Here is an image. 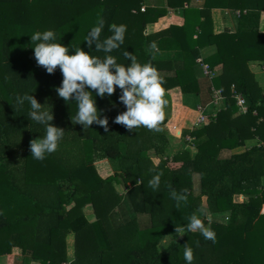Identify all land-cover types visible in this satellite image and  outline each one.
Here are the masks:
<instances>
[{
  "label": "trees",
  "instance_id": "1",
  "mask_svg": "<svg viewBox=\"0 0 264 264\" xmlns=\"http://www.w3.org/2000/svg\"><path fill=\"white\" fill-rule=\"evenodd\" d=\"M143 1L0 0V255L20 247L18 264H264V148L224 153L264 141V82L248 65L264 61V5L255 3L252 28L215 34L211 0L206 10L169 0L185 9L182 22L148 34L167 9L143 11ZM156 41L175 55L157 58ZM212 44L204 62L227 104L196 127L210 97L195 107L182 95L201 92L196 66ZM137 85L148 86L151 115L134 123ZM172 137L187 143L166 154ZM104 158L115 170L106 178L95 167ZM173 235L182 237L161 247Z\"/></svg>",
  "mask_w": 264,
  "mask_h": 264
},
{
  "label": "crops",
  "instance_id": "2",
  "mask_svg": "<svg viewBox=\"0 0 264 264\" xmlns=\"http://www.w3.org/2000/svg\"><path fill=\"white\" fill-rule=\"evenodd\" d=\"M206 1L208 0H189L185 2V8H197L201 10H206ZM169 0H144L143 1V11L146 8H165L167 9V13L164 16H161L156 22L149 23L147 25L146 32L148 34L151 33H158L160 31L168 29L172 21L179 20L177 22H182V17L184 15L185 9L181 8L180 10H176L173 7L169 6ZM211 2L215 3L216 5L213 6L210 10L207 9V13L210 14L212 24H213V31L215 34H219L224 32L225 30H229L235 32L239 29H246L252 28L254 26L251 17L254 16L258 10L255 8V3L259 2L264 5V0H211ZM243 6V7H242ZM175 17V18H174ZM254 18V17H253ZM203 20L205 18H202ZM258 29L261 33H264V9L260 12V18L258 21ZM155 50H156V57L159 59H170L172 56L175 55V51L172 49L173 47L169 44L163 43L160 46L159 41L154 42ZM217 51V45H207L201 48V56L198 58V65L196 66V73L198 75L199 81L202 85L201 92L198 94H183V100H185L190 106L197 107V104L201 103L203 99L207 97L210 99L204 104L208 109L210 114L217 113L220 109L224 108L227 104V99L223 96V99H220L218 104L214 102L213 99V88L214 85L211 84L212 78L205 74L203 69L202 63L204 59L211 56ZM249 68L255 74L257 80L263 84L264 82V61L263 60H251L248 62ZM222 64L217 66V73L221 72ZM167 71H158L155 73L156 76H162ZM216 73V74H217ZM217 74V75H218ZM212 96V98H211ZM136 97V109L131 105H129V120L131 122H143L146 118L151 115L149 109V98L150 92L148 90L147 85H137L131 89V97ZM157 102L162 111V113L166 117H171L172 115V101L170 96L167 92L159 91L157 93ZM194 109V108H193ZM199 115V112H198ZM197 115V117H198ZM197 119V118H196ZM257 139H250L246 142L244 146L237 147L233 150H227L232 153L242 152L247 148H250L253 144H256ZM187 142L184 141L183 138H171V145L168 148L166 154L175 153L177 150L181 148L182 145H185ZM155 163H159L162 159L161 157H155ZM157 160V162H156ZM95 167L99 175L103 178L108 177L109 175L114 174V166L112 162L107 159H99L95 162ZM89 209V210H87ZM88 212H92L91 207H86L85 209V217L88 218ZM94 214V213H93ZM95 219V215L93 219H87L88 221H92ZM74 238L73 235H70L68 240V258L72 260L74 258V250L73 245ZM13 258L9 259L6 254L0 255V264H18L16 259H20L22 255V249L20 247H14L12 250ZM23 257V256H22ZM30 264H41L39 261H32Z\"/></svg>",
  "mask_w": 264,
  "mask_h": 264
},
{
  "label": "built area",
  "instance_id": "3",
  "mask_svg": "<svg viewBox=\"0 0 264 264\" xmlns=\"http://www.w3.org/2000/svg\"><path fill=\"white\" fill-rule=\"evenodd\" d=\"M202 65H203V69L205 71V74L207 76H209L211 78L215 75V73L211 70V68L209 67L208 64L202 63ZM234 97L237 101V106L239 107V111L241 113L247 112L248 111V105H247V101H246V98L244 97V95L241 92L234 90ZM213 99H214V102L216 104H218L220 99H223V92L221 89L213 88ZM206 110H207L206 106L198 105L199 115H198L196 122L194 124L196 127L201 126L202 124L208 123L210 121L211 117H214L217 114V113L210 114ZM187 139L192 140L193 137L187 136ZM256 145L258 147L264 148V141L257 140Z\"/></svg>",
  "mask_w": 264,
  "mask_h": 264
},
{
  "label": "rangeland",
  "instance_id": "4",
  "mask_svg": "<svg viewBox=\"0 0 264 264\" xmlns=\"http://www.w3.org/2000/svg\"><path fill=\"white\" fill-rule=\"evenodd\" d=\"M132 98L133 99H131L130 105L132 104V106L136 109V97H132ZM195 122H196V120H195ZM186 140H187V138H186ZM224 153L228 155L231 152L230 151H225ZM155 159L156 158H154V160ZM156 162H157V160H156ZM194 181H195L196 188L198 189L199 175H194ZM87 210H89V209H87ZM216 217L219 218V219H225L224 216L221 215V214L217 215ZM88 218L90 220L93 219L94 218V214L92 212H88ZM200 219H202V214L200 216ZM200 226H201V223L197 227H200ZM180 237H182V235H176V236L173 235L172 237H166L164 240L161 241L160 245H161V247H165L166 245H168L172 241V239L179 240Z\"/></svg>",
  "mask_w": 264,
  "mask_h": 264
}]
</instances>
